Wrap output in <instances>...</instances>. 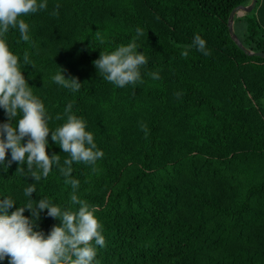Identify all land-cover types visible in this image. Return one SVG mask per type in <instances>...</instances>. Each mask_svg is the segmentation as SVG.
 Instances as JSON below:
<instances>
[{
  "label": "trees",
  "instance_id": "obj_1",
  "mask_svg": "<svg viewBox=\"0 0 264 264\" xmlns=\"http://www.w3.org/2000/svg\"><path fill=\"white\" fill-rule=\"evenodd\" d=\"M249 1L48 0L24 17L31 43L7 34L10 48L18 56L27 49L34 62L22 71L50 128L71 100L103 149L95 167L73 162L71 173L103 226L99 264H264V56L240 49L227 27L231 9ZM137 25L145 30L142 79L115 86L92 61L127 43ZM233 28L246 47L264 51V0L234 16ZM194 33L208 54L193 46L181 55ZM58 65L78 77V90L51 81ZM49 145L62 163L68 154L50 134ZM16 167L0 171V190L18 203L33 182L34 199L76 207L58 169L33 181ZM58 222L42 214L39 223L47 231Z\"/></svg>",
  "mask_w": 264,
  "mask_h": 264
},
{
  "label": "clouds",
  "instance_id": "obj_2",
  "mask_svg": "<svg viewBox=\"0 0 264 264\" xmlns=\"http://www.w3.org/2000/svg\"><path fill=\"white\" fill-rule=\"evenodd\" d=\"M47 4L48 0H0V109L6 117L0 120V171H7L16 162V170L23 176L40 181L55 167L63 182L71 186L68 200L76 207L62 205L47 195H37L34 199L32 193H37V186L33 182L22 189L23 203L0 190V261L7 258L8 264H99L97 246L105 244L103 226L95 214L96 205L77 195L80 181L71 173L73 162L95 167L97 159L104 154L103 149L97 146L86 120L72 111L71 100L64 105L65 118L50 128L48 121L52 117L22 71V65L34 67V62L27 49L18 56L7 40L9 31L15 30L19 34L17 42L31 43L30 24L24 17L45 9ZM52 12L56 14V9ZM144 31L137 25L127 43H119L111 50L100 49L99 56L92 61L97 73L120 87L140 81L141 67L147 64L144 51H138ZM193 46L208 54L206 40L194 33L191 44L181 55H187V48ZM66 71L58 65L50 73L51 81L71 91L78 90L81 81L75 75L66 76ZM147 74L153 78L159 76L157 71ZM28 76L32 75L28 73ZM60 116L57 113L56 118ZM49 134L61 151L68 154L62 163L59 153L46 151L50 148ZM42 214L59 222L45 231L39 223Z\"/></svg>",
  "mask_w": 264,
  "mask_h": 264
},
{
  "label": "water",
  "instance_id": "obj_3",
  "mask_svg": "<svg viewBox=\"0 0 264 264\" xmlns=\"http://www.w3.org/2000/svg\"><path fill=\"white\" fill-rule=\"evenodd\" d=\"M256 4V0H250L247 4H238L235 7H233L228 15L227 19V27L230 34L231 39L236 43V45L242 49L244 52L248 54H255L259 56H264V51H256L252 50L248 47H246L239 37L236 35L234 28H233V22H234V16L236 15H243L253 9V7Z\"/></svg>",
  "mask_w": 264,
  "mask_h": 264
}]
</instances>
